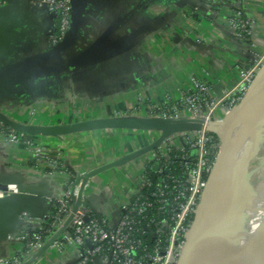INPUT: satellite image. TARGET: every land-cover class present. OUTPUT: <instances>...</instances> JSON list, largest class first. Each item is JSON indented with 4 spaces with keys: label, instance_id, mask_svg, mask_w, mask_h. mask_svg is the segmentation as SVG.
Segmentation results:
<instances>
[{
    "label": "crops",
    "instance_id": "1",
    "mask_svg": "<svg viewBox=\"0 0 264 264\" xmlns=\"http://www.w3.org/2000/svg\"><path fill=\"white\" fill-rule=\"evenodd\" d=\"M79 1L76 35L69 50L98 43L90 60L71 69L0 85V102L6 104L2 109L33 124L65 130L60 148L54 139L30 135L63 157L64 168L52 174L44 163L34 162L31 150L20 143H7L0 135V184H13L30 194L0 197V258L23 251L22 242L8 238L22 224L18 212L30 217L45 214L48 198L61 196L72 180L70 166L92 168L123 153L118 133L88 125L96 109L110 113L131 109L138 100L159 101L164 92L178 95L190 86L191 77L207 80L213 95L220 97L237 88L240 73L264 49V0H227L212 18L219 33L197 13L181 14L179 4L192 0ZM235 4L253 20L254 49L228 32L225 19ZM50 28V13L38 0H0V77L22 71L29 58L43 52ZM181 28L214 40L195 42L178 33ZM148 32L160 34L157 44L150 41ZM140 173L141 163L135 161L88 177L91 187L85 193H89L90 209L114 222L119 201L125 199ZM65 255L72 259L69 251ZM58 259L56 253L45 250L34 264H55Z\"/></svg>",
    "mask_w": 264,
    "mask_h": 264
},
{
    "label": "built area",
    "instance_id": "2",
    "mask_svg": "<svg viewBox=\"0 0 264 264\" xmlns=\"http://www.w3.org/2000/svg\"><path fill=\"white\" fill-rule=\"evenodd\" d=\"M194 1L179 4L181 14L190 15L195 12L219 33L220 29L213 24L212 18L224 7L227 0ZM38 2L43 4L52 15L47 41L49 46H54L68 31L70 0H38ZM225 21L233 39L249 42L251 49L256 47L253 40V20L244 14L240 5L231 6ZM179 31L182 36L189 37L195 42L207 43L214 40L213 36L193 34L187 29L181 28ZM148 36L154 44L160 39V34L156 32H148ZM221 55L227 54L222 52ZM253 62L240 73L237 88L225 91L220 97L213 95L207 80L191 77L190 86L180 91L178 95L164 92L159 101L138 100L131 109H113L110 113L96 109L93 117L98 126L96 130L118 133L116 136L119 138L126 137V140L122 138L120 140L123 153L116 160L108 161L112 164V168L118 170L131 162L141 163L140 178L137 182H132V188L126 192L125 199L119 201L116 220L111 223L108 216L96 214L90 209L85 191L91 187V182L88 180L83 182L88 171L76 170L70 166L72 180L67 183L61 196L48 198L50 206L45 214L40 217H30L24 212L20 214L22 224L16 233L8 234V238L22 242L23 251L8 258H0V264H22L30 260L44 242L63 226L72 214L75 202L79 204L68 225L46 249L59 257L55 264H177L185 236L206 185L202 173L210 172L213 164H210L209 156L212 154L211 148L216 146L213 137L207 134L204 128L195 134L192 131L170 132L167 126L195 121V115H202L205 111L204 107L212 106L216 98V104L230 100L234 103L233 98H238L237 94H241L250 81L258 63ZM2 105L6 104H0V114L7 119L33 124L2 109ZM0 135L7 143H20L31 150L34 154V162L44 163L47 166V173L52 174L56 169L64 168L63 157L61 158L59 152L51 153L47 144L35 141L29 134L17 132L0 121ZM41 136L54 139L58 142L59 148L64 142L63 134ZM181 144L188 145L190 152L189 155L182 154L179 157L185 168L184 179L177 180L168 175L163 177L165 168L173 158L172 147L183 151L185 149ZM191 156L194 160H191ZM148 161L153 162L151 170L157 174L159 186L146 192L143 188L152 185L149 174L144 168ZM170 178L173 179L171 184H168L166 181ZM16 192L17 189L13 184H4L0 187V197ZM52 204L57 205L56 210L51 209ZM148 208H156L164 212V215L155 221V228L151 231L155 243L150 247L138 235L142 228L149 225L145 222ZM148 220L154 219L148 218ZM29 230H41V232L29 233ZM65 251L72 254L71 260L67 259ZM34 263L35 261L30 264Z\"/></svg>",
    "mask_w": 264,
    "mask_h": 264
},
{
    "label": "water",
    "instance_id": "3",
    "mask_svg": "<svg viewBox=\"0 0 264 264\" xmlns=\"http://www.w3.org/2000/svg\"><path fill=\"white\" fill-rule=\"evenodd\" d=\"M189 2V1H187ZM195 2V1H190ZM80 1L79 0H70V16H69V28L66 35L63 37L61 41H59L54 46L47 45V48L35 56L29 58L26 61V66L22 71L7 74L0 77V85H5L8 82L13 81H22L28 80L30 78L50 74L62 69H71L79 64L85 63L90 60V57L94 55V52L98 46V43L87 46L84 50H69L70 46H72L75 32L77 30L78 25V13L80 10ZM183 2L181 4H185ZM51 21H52V15ZM67 50V51H66ZM264 73V68L258 73L249 87L248 91L245 95H243L239 104L234 106L230 111H235L230 117L229 122L234 123L240 113L245 109L252 95L255 93L253 89V85L257 80L260 73ZM264 87V79H262L261 84L257 87V91ZM7 96H4V98ZM2 104V102H0ZM0 121H2L5 125L10 127L11 129L17 132H23L29 135H58L64 134L65 130L59 128H49L43 126H37L35 124L17 122L7 119L5 116L0 114ZM112 123V122H109ZM192 122H180L174 125L167 126L170 132L173 131H192L194 129H198L199 125L191 124ZM93 128H97L96 120H92L90 124ZM207 130L211 132L217 140L220 142L222 149H226L229 143V140L232 139L230 137V133L228 137L223 132L222 126L217 125L215 123H211L208 125ZM256 137L253 138L252 142H248L246 145L244 152L239 159L235 168H233L229 173H227L226 182L232 185L230 193L236 190L244 180V176L242 172L239 170L245 167L250 160L251 155L255 149ZM216 159V158H215ZM215 162V160H214ZM214 164V163H213ZM112 167L110 162L104 163L99 166L92 167L93 169L89 170L85 174V178L87 181L88 177L103 171L107 168ZM83 170V169H82ZM212 170V168H211ZM210 175L206 181V185L202 191L196 213L193 217L192 223L189 227V230L185 236V242L181 251V255L177 264H216L219 260H224L229 256H233L232 260L229 264H245L252 254L255 252L256 248L260 244L261 240L264 237V220L260 223L259 228L252 234L250 240L247 245L235 250H230L227 252H223L220 256L210 255L207 256L209 258H204V255H201V250L203 248L204 243L210 234H212L213 229L212 225L215 221L216 212L221 205L223 199L226 197V188L227 184L220 186L218 188L212 187L210 182ZM4 184H0V187H3ZM16 193H11L7 196L1 197H17L23 198L25 196H29L28 193H23V191L19 188H16ZM78 202H75L72 209V214L76 211L78 207ZM89 205V204H88ZM23 213V211H19L18 215ZM72 214L66 219L63 226L49 239H47L42 247L30 258V260L23 262L22 264H30L34 262L43 252L48 248L51 242L63 231V229L68 225L69 221L72 218ZM237 250V251H236Z\"/></svg>",
    "mask_w": 264,
    "mask_h": 264
},
{
    "label": "rangeland",
    "instance_id": "4",
    "mask_svg": "<svg viewBox=\"0 0 264 264\" xmlns=\"http://www.w3.org/2000/svg\"><path fill=\"white\" fill-rule=\"evenodd\" d=\"M254 61L258 63L252 72L250 81L246 85V88L241 93V95L236 99L233 98L234 103L230 100L221 101L220 103L216 104L217 98L214 99L212 106L209 105L208 108L204 107L205 111L202 115H195L196 120L191 124L199 125V128L192 130V132L196 134L198 131L204 128L206 129L207 134L213 137V134L207 130L208 125L211 123L223 124L226 117L228 116L227 113L234 106L240 103L243 95L246 94L255 77L264 68V49L262 51H258L255 54ZM263 74V72L260 73L254 85L259 86L261 84L262 79H264ZM263 95L264 87L259 98L261 99V97H264ZM253 102L254 103L252 104L249 112L252 114L251 118H257L264 114V108H257L258 100ZM255 135H257L255 143L256 147L248 162L250 165L248 167L247 163L246 169L243 167L239 170V172H242L244 180L242 181L241 185L231 193L229 191L231 190L232 186L228 189L226 197L219 206L216 212L215 221L212 225L213 232L206 240L204 258H209L207 256L210 255L220 256L223 252L235 250L237 245L241 243V239L242 241L243 239H246L245 237L249 235L247 233L252 230V221L256 217L261 218L264 214V203H262L264 202V118L261 119V121H258L251 129H247L243 132V135L240 137V140H243L242 146H246L248 142H252ZM230 137H232L231 133ZM219 144V141L215 142L216 152L214 153V160L218 154ZM235 144L236 143L234 142V139L230 140L228 154H230V151L232 152ZM90 169L92 168H86L83 169V171H89ZM93 186L96 187V185ZM88 194V192L85 193V197L87 199ZM258 212L262 214L260 215ZM251 215L254 216L252 217ZM230 257L231 256L227 257L226 259Z\"/></svg>",
    "mask_w": 264,
    "mask_h": 264
},
{
    "label": "bare ground",
    "instance_id": "5",
    "mask_svg": "<svg viewBox=\"0 0 264 264\" xmlns=\"http://www.w3.org/2000/svg\"><path fill=\"white\" fill-rule=\"evenodd\" d=\"M257 87H259V86L258 85L253 86L255 93L252 95V97L249 100L248 104L246 105L245 109L242 111V113H240V115L238 116V118L236 119V121L234 123L229 122V120H230V117L232 116V114L235 113V111H229L227 113L228 116L226 117L223 124L215 123L217 125L222 126L223 132L225 133V135L227 137H228V134L231 133L232 139H234V142L236 143L232 152L230 151V154H228V149L230 146V140H232V139L229 140L227 148L224 150L222 149L221 144H219L218 154H217V157L215 159V162H214V164L212 166V170H211L209 184L215 188H218L220 186L227 184L228 186L226 188V193H227L228 189L232 186L231 184L229 185L225 181L227 178L226 174L229 173L233 168L236 167V165H237L239 159L241 158V156L244 152V149L246 147V146H242L243 140L242 141L240 140L241 135H243L244 131H246L247 129H251L258 121H261V119L264 118V114L260 115L257 118H251L252 114L249 112L252 104L254 103L253 101H255V100H258L257 108H260V109L264 108V97H261V99L259 98L260 93L263 90V87H261L258 91H257ZM201 122H203V121H201ZM249 165H250V163H248V167H249ZM85 180H86V178L84 177L83 182H85ZM253 203H251V204H253ZM262 203H264V202H262ZM263 207H264V205H263ZM263 220H264V214L261 218L256 217L252 221V223H251L252 230H250V232L247 233L249 235H247V237H245L246 239H243V241L241 239V243L239 245H237L236 249H240V248L247 245L248 241L250 240V237L256 231V229L259 228V225ZM205 245H206V242L204 243L203 248L201 250V255L205 254ZM232 258L233 257L231 256L228 259L219 260L216 264H229V262L232 260ZM245 264H264V237L261 240L258 247L256 248L255 252L252 254V256L249 258V260Z\"/></svg>",
    "mask_w": 264,
    "mask_h": 264
},
{
    "label": "trees",
    "instance_id": "6",
    "mask_svg": "<svg viewBox=\"0 0 264 264\" xmlns=\"http://www.w3.org/2000/svg\"><path fill=\"white\" fill-rule=\"evenodd\" d=\"M252 62L249 63L247 65V67L251 66ZM241 94H237V96L239 97ZM213 141L214 142H218L217 138L213 135ZM181 146L185 149L183 151H180L179 149H177L176 147H172V156L173 158L171 159V162L167 165V167L165 168V174H163V177H166V175L168 176H172L174 179L177 180H183L184 179V172H185V168L180 160V156L182 154H188L189 155V147L188 145H183L181 144ZM212 154L209 156L210 158V164L212 165L214 163V153L216 152V148H211ZM175 155V156H174ZM192 157V156H191ZM193 159V157L191 158V160ZM194 160V159H193ZM153 162L152 161H148L145 163V171L148 172L149 174V179L152 182L151 186H145L143 189L144 191H151L153 189H156L159 184L157 183V174L151 170ZM49 169V168H48ZM209 174L210 172H203L202 173V178L203 180L207 181L209 178ZM167 179L166 182H168V184H171V179ZM57 205L56 204H52L51 205V209L52 210H56ZM146 220L145 222H148V226H146L145 228H142L143 230L140 231L138 233V235L147 243V245L153 246V244L155 243V239L154 237H152L151 235V231L154 230L155 228V221H157L160 217H162L164 215V212L158 211L156 208L154 209H147L146 210ZM148 218H152L154 220H148ZM33 232H41V230H29V233H33ZM43 233V232H42ZM44 234V233H43Z\"/></svg>",
    "mask_w": 264,
    "mask_h": 264
}]
</instances>
